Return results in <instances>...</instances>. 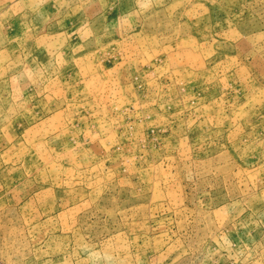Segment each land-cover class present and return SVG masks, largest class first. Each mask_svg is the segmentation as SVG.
<instances>
[{"label":"rangeland","instance_id":"1","mask_svg":"<svg viewBox=\"0 0 264 264\" xmlns=\"http://www.w3.org/2000/svg\"><path fill=\"white\" fill-rule=\"evenodd\" d=\"M0 264H264V0H0Z\"/></svg>","mask_w":264,"mask_h":264}]
</instances>
